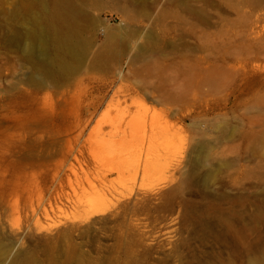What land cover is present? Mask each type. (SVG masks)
<instances>
[{
    "label": "rangeland",
    "instance_id": "1",
    "mask_svg": "<svg viewBox=\"0 0 264 264\" xmlns=\"http://www.w3.org/2000/svg\"><path fill=\"white\" fill-rule=\"evenodd\" d=\"M264 264V0H0V264Z\"/></svg>",
    "mask_w": 264,
    "mask_h": 264
},
{
    "label": "bare ground",
    "instance_id": "2",
    "mask_svg": "<svg viewBox=\"0 0 264 264\" xmlns=\"http://www.w3.org/2000/svg\"><path fill=\"white\" fill-rule=\"evenodd\" d=\"M254 264H256V263H254Z\"/></svg>",
    "mask_w": 264,
    "mask_h": 264
}]
</instances>
